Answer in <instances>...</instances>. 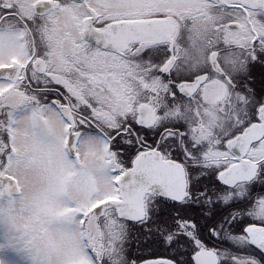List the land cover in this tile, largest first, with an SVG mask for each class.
Masks as SVG:
<instances>
[{
  "label": "snow or ice",
  "instance_id": "1",
  "mask_svg": "<svg viewBox=\"0 0 264 264\" xmlns=\"http://www.w3.org/2000/svg\"><path fill=\"white\" fill-rule=\"evenodd\" d=\"M0 264H264V0H0Z\"/></svg>",
  "mask_w": 264,
  "mask_h": 264
}]
</instances>
